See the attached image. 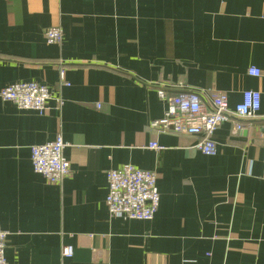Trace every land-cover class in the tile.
I'll return each instance as SVG.
<instances>
[{
    "label": "crops",
    "instance_id": "1",
    "mask_svg": "<svg viewBox=\"0 0 264 264\" xmlns=\"http://www.w3.org/2000/svg\"><path fill=\"white\" fill-rule=\"evenodd\" d=\"M58 26L63 42L49 45ZM23 82L64 105L41 116L0 98L8 264H264V0H0V91ZM160 89L207 104L227 93L233 114L258 91L261 110L231 115L206 156L200 137L153 127ZM58 136L71 164L62 186L31 163V148ZM128 164L157 174L153 221L108 212L107 173Z\"/></svg>",
    "mask_w": 264,
    "mask_h": 264
},
{
    "label": "built area",
    "instance_id": "2",
    "mask_svg": "<svg viewBox=\"0 0 264 264\" xmlns=\"http://www.w3.org/2000/svg\"><path fill=\"white\" fill-rule=\"evenodd\" d=\"M49 45H61L63 32L61 28L51 27L45 32ZM249 75L259 77L261 71L252 68ZM160 99L165 102L164 117L152 123L153 127L162 132H173L200 137L195 148L206 156H215L218 146L213 138L216 130L231 115L239 119H250L261 110L262 95L258 91H245L243 100L233 112L229 108L228 94L215 92L210 103H205L200 93L196 91H181L169 95L164 89L158 91ZM4 102L14 104L19 110L34 111L38 115H46L50 101L56 100L58 109L64 105L61 97L54 98L52 89L35 82H23L9 85L0 91ZM242 126H237L241 130ZM66 143L61 136L44 145L31 148V163L33 171L43 176L49 183L62 186L71 174V164L64 155ZM151 149H161L157 143L150 145ZM108 194L106 206L111 216L131 221H153L161 202L157 187V174L136 168L133 165L111 170L107 173ZM9 233L0 227V264H8L5 251ZM74 255L72 246H63L62 256L71 258ZM99 258L96 251L94 261Z\"/></svg>",
    "mask_w": 264,
    "mask_h": 264
}]
</instances>
